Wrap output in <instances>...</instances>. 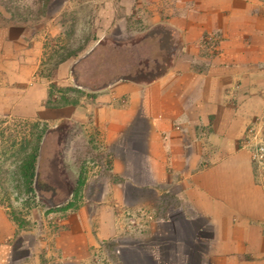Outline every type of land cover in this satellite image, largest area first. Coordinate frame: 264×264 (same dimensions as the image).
I'll return each instance as SVG.
<instances>
[{
  "label": "crops",
  "instance_id": "crops-1",
  "mask_svg": "<svg viewBox=\"0 0 264 264\" xmlns=\"http://www.w3.org/2000/svg\"><path fill=\"white\" fill-rule=\"evenodd\" d=\"M12 115L65 123L43 185L84 206L54 236L0 209V264H264V0H0Z\"/></svg>",
  "mask_w": 264,
  "mask_h": 264
},
{
  "label": "rangeland",
  "instance_id": "rangeland-1",
  "mask_svg": "<svg viewBox=\"0 0 264 264\" xmlns=\"http://www.w3.org/2000/svg\"><path fill=\"white\" fill-rule=\"evenodd\" d=\"M112 40H115V42L103 49L104 56L113 58L112 56L117 55L121 58L127 55L128 59L133 57V54H130L132 49L119 46L122 40L116 38ZM77 50L74 47L63 49L65 52L61 51L60 54L61 57L65 58V56ZM52 56L55 55L52 54ZM50 68L53 69L54 66H50ZM47 71V76L52 75ZM86 79L89 82L87 76ZM57 88L52 87L50 91L52 92V95H50L52 104L60 100L64 102L65 100L64 92L68 88L65 86L60 89ZM48 130V123L44 121L42 116L36 117L34 121L31 117L22 119L13 115L0 116V209L6 211L21 228L27 229L32 223L36 222L35 228H39L41 232H44V230L50 231L54 236L64 228L68 215L75 213L84 206V203H80V191L76 189L68 197L70 204L52 214L47 209L48 206L45 205L46 201L35 190L41 146ZM259 131L263 134L260 139L262 141L264 127L260 128ZM72 132L74 134L75 131ZM91 167H94V164H91ZM44 224H46L45 227H43ZM111 262H113L112 264H118L114 258Z\"/></svg>",
  "mask_w": 264,
  "mask_h": 264
},
{
  "label": "water",
  "instance_id": "water-1",
  "mask_svg": "<svg viewBox=\"0 0 264 264\" xmlns=\"http://www.w3.org/2000/svg\"><path fill=\"white\" fill-rule=\"evenodd\" d=\"M64 127H65V123H61L57 125L55 128L49 129L43 138V144L41 146L39 169L36 173V180H35V190L37 194L40 195L42 199L46 201L45 205L48 207L61 206L63 203L67 202L68 197L72 193L71 191H67V192L56 191L55 186L57 185L54 184L52 186L50 182L49 185H51L53 189H50L49 185L47 186L43 185L44 168L46 169L44 156L46 155L47 152H53L55 149L56 151H59L60 146L62 148L65 147V144L67 143L68 135L66 132L63 131ZM69 136H72V134H70ZM54 173L56 176V171H54ZM54 179L57 180V176ZM51 180H53V178Z\"/></svg>",
  "mask_w": 264,
  "mask_h": 264
},
{
  "label": "built area",
  "instance_id": "built-area-1",
  "mask_svg": "<svg viewBox=\"0 0 264 264\" xmlns=\"http://www.w3.org/2000/svg\"><path fill=\"white\" fill-rule=\"evenodd\" d=\"M252 147H253V149L251 151L252 161L264 169V138L261 142L257 143L256 145H252L251 148ZM48 209L53 214V213H56L57 210H61L62 208H60V209L48 208ZM51 209H53L54 211H52ZM119 215L121 218H123L127 222L126 223L127 224L126 230L140 226L141 221L144 217V214L140 215L138 213H133V212H129V211H122ZM99 250H96V251H99ZM100 255H101V253H99V252L96 253V255H94L93 264H108L103 258H101Z\"/></svg>",
  "mask_w": 264,
  "mask_h": 264
}]
</instances>
